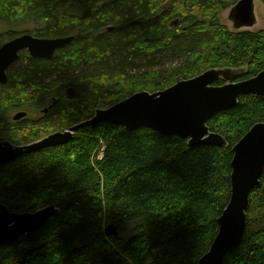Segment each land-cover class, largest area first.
Returning a JSON list of instances; mask_svg holds the SVG:
<instances>
[{"label": "trees", "instance_id": "1", "mask_svg": "<svg viewBox=\"0 0 264 264\" xmlns=\"http://www.w3.org/2000/svg\"><path fill=\"white\" fill-rule=\"evenodd\" d=\"M223 1L0 0V25L15 26L8 41L75 37L51 60L23 52L28 64L0 85V112L34 113L52 98L58 102L43 121L23 119L0 139L39 141L135 93L162 91L209 69L246 70L235 82L257 76L264 71V29L230 30L219 19ZM27 20L37 31L16 25ZM66 89L73 99L62 94ZM258 123L264 97L249 95L208 122L226 140L223 148L103 123L2 166L1 204L14 213L55 205L59 213L32 236L0 246V264H198L231 199L233 147ZM110 227L116 236H107ZM223 264H264V173L250 196L244 241Z\"/></svg>", "mask_w": 264, "mask_h": 264}, {"label": "water", "instance_id": "2", "mask_svg": "<svg viewBox=\"0 0 264 264\" xmlns=\"http://www.w3.org/2000/svg\"><path fill=\"white\" fill-rule=\"evenodd\" d=\"M255 0H241L233 8V18L238 27L253 26ZM75 37L38 38L23 34L0 47V84H7V69L27 51L34 59H53L55 53L72 43ZM225 77L224 70H209L197 77L183 80L164 91H142L108 107L98 109L94 116L74 126L67 132H56L31 145L14 146L0 142V168L26 154L69 142L82 127L95 128L108 123L124 127L127 131L152 129L166 136L189 140L191 147L206 144L226 147V140L211 132L208 122L219 112L239 104L241 97H264V71L243 81L217 86ZM18 114L15 120L25 117ZM231 199L219 218V232L210 251L198 264H223L226 255L238 249L247 230V211L252 192L261 186L264 173V123L252 127L233 147ZM59 213L56 206L46 207L35 213H14L0 203V246L20 237H30ZM107 236L115 235L116 229L106 230Z\"/></svg>", "mask_w": 264, "mask_h": 264}, {"label": "rangeland", "instance_id": "3", "mask_svg": "<svg viewBox=\"0 0 264 264\" xmlns=\"http://www.w3.org/2000/svg\"><path fill=\"white\" fill-rule=\"evenodd\" d=\"M241 1V0H240ZM233 0H224L223 1V5H225L227 8L225 10H222L219 14V19L221 21V23L223 25H225L226 27H228L230 30L232 29H236V22L233 18V13L231 14V9L233 6L230 7V5L232 4ZM168 5H172L171 3H169ZM254 17H255V23L253 26H245V27H238V30L239 31H253V32H257V31H260V30H263L264 29V4L260 1V0H255L254 2ZM167 9V8H166ZM169 9V8H168ZM165 10V11H168ZM16 25H20L22 31H28V30H33L34 32L37 31L36 29L38 28V24H34L32 21L30 20H27L26 22L24 23H20L19 24H16ZM15 28V26H12L10 24H7L5 25L4 24V27L0 25V38L4 37V38H7L6 42H9L8 41V35L10 34V30L9 29H13ZM111 29V27H109L108 31ZM234 31V30H233ZM4 43V44H5ZM3 44V45H4ZM2 45V46H3ZM28 64V61L27 62H22V61H19L17 62L13 67L16 68H21L25 65ZM170 65L171 64H167L166 65V68L169 66L170 68ZM169 68H167V70L169 71ZM216 70H224L225 71V77H222L223 80L227 83H231V82H234V79L240 75H242L243 73H246L245 71L246 70H242V69H217L215 68ZM209 70H213V69H209ZM208 70V71H209ZM207 72V71H206ZM169 73V72H168ZM166 72V75L168 74ZM205 73V72H204ZM203 74V73H202ZM201 75V74H200ZM199 76V75H198ZM197 77V76H196ZM221 80V79H220ZM225 85V84H224ZM166 90V89H164ZM162 90V91H164ZM142 92V91H141ZM156 92H161V91H156ZM156 92H153V93H156ZM151 93V92H150ZM62 94L65 95L66 98H70V97H73V90H70V89H66ZM130 97V96H129ZM120 102V101H119ZM116 104V103H115ZM114 105V104H113ZM112 106V105H110ZM108 106V107H110ZM107 107V108H108ZM47 108V106H46ZM105 109V108H103ZM18 111H15L13 112L12 114H17ZM56 131H50L48 132L47 135H50L52 133H55ZM46 135V136H47Z\"/></svg>", "mask_w": 264, "mask_h": 264}, {"label": "flooded vegetation", "instance_id": "4", "mask_svg": "<svg viewBox=\"0 0 264 264\" xmlns=\"http://www.w3.org/2000/svg\"><path fill=\"white\" fill-rule=\"evenodd\" d=\"M238 3V2H237ZM237 5V4H236ZM236 5H234L233 7H232V9H231V14L233 13V8L236 6ZM169 7H172L171 5H168V7H167V9L169 8ZM167 9H165V10H167ZM165 10H163V12H161L160 14H164V13H166L167 11H165ZM232 30H234V31H239L238 30V27H237V24H236V29H232ZM23 52H25V53H27L28 55H29V53L27 52V51H22V52H20V57H19V59L16 61V62H14L8 69H7V77H8V81H9V79L11 78V72H14V65L17 63V62H19L20 60L22 61V59H21V56H22V54H23ZM55 56V55H54ZM29 57H30V55H29ZM31 58V57H30ZM0 85H6V84H0ZM71 90V89H70ZM75 97V93L73 92V97H70V99H73ZM53 100V101H52ZM52 103H48V105H47V108H45V109H43V110H39V111H36V112H34V113H31V112H26V111H18L17 112V114H12L13 112H11V111H1L0 112V131H2V132H8V130L9 129H11V130H13V129H15V126H13L15 123H21L22 121H23V119H28V120H30L31 121V123L33 124L32 126H35V123L37 122V121H43L44 120V118H45V116H46V113L48 112V110L55 104V101L56 102H58V99H54V98H52ZM18 114H26V116L25 117H22V118H20V119H18V120H15L14 118H15V116L16 115H18ZM22 120V121H21ZM9 126H11V127H9ZM39 126V125H38ZM72 127H74V126H72ZM72 127H69L68 129H64V130H57L56 132H67V131H69V129L70 128H72ZM36 128H37V126H36ZM55 132V133H56ZM53 134V133H52ZM51 135V134H50ZM49 135H47L46 137H48ZM46 137H44L43 139H45ZM43 139H41V140H43ZM41 140H39V141H41ZM39 141H36V142H39ZM0 142H9V143H11L12 145H14V146H24V145H31V144H33V143H36V142H32V143H28V144H24V145H16V144H14L10 139H6V138H3V139H0ZM16 161V160H15ZM14 162V161H13ZM10 163H12V162H10ZM4 166V165H3ZM12 212V211H11Z\"/></svg>", "mask_w": 264, "mask_h": 264}, {"label": "bare ground", "instance_id": "5", "mask_svg": "<svg viewBox=\"0 0 264 264\" xmlns=\"http://www.w3.org/2000/svg\"><path fill=\"white\" fill-rule=\"evenodd\" d=\"M51 206H55V205H51ZM48 207H50V206H48ZM57 208V207H56Z\"/></svg>", "mask_w": 264, "mask_h": 264}]
</instances>
